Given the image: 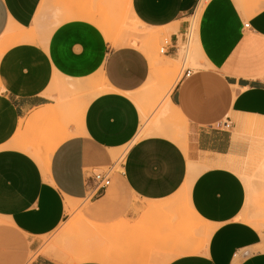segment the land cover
I'll use <instances>...</instances> for the list:
<instances>
[{"label": "crops", "instance_id": "crops-1", "mask_svg": "<svg viewBox=\"0 0 264 264\" xmlns=\"http://www.w3.org/2000/svg\"><path fill=\"white\" fill-rule=\"evenodd\" d=\"M131 15L168 35L169 58L195 22L199 67L168 96L181 141L142 128L150 61L113 28ZM10 27L37 40H12ZM6 38L0 264H64L30 253L76 212L95 244L91 260L72 264H264V229L241 176L264 162V0H0ZM82 83L93 93L78 109L61 96ZM114 160L97 194L88 176Z\"/></svg>", "mask_w": 264, "mask_h": 264}, {"label": "rangeland", "instance_id": "rangeland-1", "mask_svg": "<svg viewBox=\"0 0 264 264\" xmlns=\"http://www.w3.org/2000/svg\"><path fill=\"white\" fill-rule=\"evenodd\" d=\"M123 19L124 20L120 22L118 26L113 27L116 35H119L122 33H126L128 35L132 34L130 43H133L132 42V39H133L134 42L138 45V47L146 53V55L149 58V61L151 62L159 61L161 60V58L163 59L166 58L163 56L162 53H160V48L163 45L164 40L168 36L166 33H162V35H160V32L158 30H148L144 27H140L139 25L136 26L135 24L132 23L131 17H128V16H125ZM193 25H194L193 26L194 35L192 36L191 42L188 45V47L182 46L177 56L173 58L167 57L169 59L174 60V62H176L175 69L173 71H165L164 68H162L161 66H158V67H161L162 69L158 68L156 64L152 68V71H153L152 77L150 78L148 83L142 88V90H140V98H141V101L144 102L145 104V110H146V115H147L146 118L148 120L147 121L148 123H142L143 125L142 128L144 129V132H145V129H149L153 126V129L158 134L165 135V136L170 137L173 140L179 141V137H178L179 135L174 129V123L178 124V120L168 119L165 115L162 114V110L165 106V102H163V105H162V101L160 97V89L163 86V84L167 82L169 79L173 77H180L184 69L186 68L196 69L199 67L198 60L200 58L197 52L195 53L193 49L194 48L193 43H194V40L196 39V29H195L196 25H195L194 20H193ZM142 32L150 33L154 37L152 36L151 39L140 38L142 35H144V33L141 34ZM11 42L18 43L12 40ZM30 42H33V41H30ZM7 43H8V38L4 39V41L0 44V51H1L2 46H4ZM116 45H120V44L116 43ZM193 52L194 54H192ZM84 84L85 83H82L80 85L83 87ZM92 93L93 91L89 90L87 87H83L80 89L75 88L73 90L71 89L70 91L66 93H63L61 98L67 99L70 102L74 100L75 101L74 107L81 109L84 106V103L87 101V99H89V97L92 95ZM142 121L145 122L144 114H142ZM114 161H115L114 170H117L119 169V165L121 161L120 160L119 161L114 160ZM243 175L248 181L249 190H251L250 193L252 195V201H251L250 209L253 210L255 215L258 214V218L256 220L257 227L259 229H264V184H261V183H264V162L261 161V162L256 163L252 171H249V172L244 171L241 173V176ZM190 177L191 175H190V170H189V177L187 181H189ZM255 182L257 184H254ZM186 186L187 185L185 184L183 187L184 190ZM81 207H82L81 202L80 203L78 202V204L76 205L77 210L80 211ZM68 217H72V215ZM61 228H62V224L56 229V231L48 235L40 237V249L38 251L30 253V259L35 258L39 254V252L42 251L41 252L42 254L50 258L54 255V253H56L59 260H60V257H64V264H69L70 262L72 264L73 259H71L69 255L65 254L67 253L66 246L69 247L68 244L71 245L70 243L71 241L68 238L67 239L68 243L65 242L66 245L63 243L62 240L63 238H65L64 226H63V230ZM74 238L72 237V239ZM59 239L60 240L62 239L61 240L62 242L58 243ZM90 242H91V245L95 244V241H93L92 239L90 240ZM40 257L42 259H45L41 255Z\"/></svg>", "mask_w": 264, "mask_h": 264}, {"label": "bare ground", "instance_id": "bare-ground-1", "mask_svg": "<svg viewBox=\"0 0 264 264\" xmlns=\"http://www.w3.org/2000/svg\"><path fill=\"white\" fill-rule=\"evenodd\" d=\"M131 21L136 26L137 25H141L140 27H143L142 24H140L134 18V16H132V15H131ZM6 33H7V37L8 38H11L12 40H29V41H31L32 38H33V35H34V33H32L29 30L28 31L25 30V31L22 32V31H17L13 27L8 28L6 30ZM143 33H144V35H142V36L140 35L141 36V37L139 36L140 38H143V39L144 38L145 39H151L152 36H153L152 34L146 33V32H142L141 34H143ZM138 34H140V33H138ZM35 37L36 36L34 35V39L33 40H37V38L35 39ZM193 47H194L193 48L194 49V52L195 53L196 52L198 53L197 43H196L195 40H194V43H193ZM194 52L192 54H194ZM149 63H150V66H151V68H150L151 69L150 70V74L151 75L153 74L152 68L156 64H157V67L158 66H161L162 68H164L165 71H173L175 69V67H176V62H174V60L169 59L167 57L164 58V59L161 58V60H159V61H152V62L150 61ZM161 67H158V68H161ZM179 78L180 77H173V78L169 79L167 82H165L163 84V86L161 87V89H160V97L165 102V106H164V108L162 110V114L165 115L168 119L178 120V124H175L174 123V129L178 133L179 140L181 141L182 140V137L184 135L183 134L184 124H183V121L180 119L181 116L179 117L178 113L176 112V109L172 106V104H171V102L169 101V98H168L169 93L174 88V86L178 82ZM32 122H33V119L26 120V126L29 125V127H30V124ZM37 153H38V151H37ZM39 160H41V159H39ZM196 174H197L196 172L192 173V170L190 168V175H191V177H190V179H189V181L187 183V188L190 185V181L196 176ZM245 185L249 189V184H248V181L247 180H246ZM72 210L73 209L71 207L69 209V211H70L71 214H73ZM85 221H86L85 218H83L79 212H76L64 224V235H65V238H63V240L62 239L61 240L63 241L64 244H65V242L68 243V241H67L68 238L71 241L70 242L71 245L68 244L69 247L70 246L71 247L69 248L68 246H66V251H67L68 254L67 253H65V254L66 255H69V257H71V259H73L72 260L73 263H76V262H79V261H88V260H91V258H92L91 254H90L91 253V251H90V249H91V242H90V239L89 240L86 239V235H85ZM92 227H94V224L89 223V226L87 228H92ZM95 229H97V227ZM94 231H96V230H94ZM94 234H95V232H94ZM72 237L73 238L75 237V238L72 239ZM61 240L59 239L58 240V243L62 242ZM67 249H69V250H67ZM52 257L55 260H59V258H58V256H57L56 253H54V255Z\"/></svg>", "mask_w": 264, "mask_h": 264}, {"label": "built area", "instance_id": "built-area-1", "mask_svg": "<svg viewBox=\"0 0 264 264\" xmlns=\"http://www.w3.org/2000/svg\"><path fill=\"white\" fill-rule=\"evenodd\" d=\"M248 24H244V28H248ZM193 36V31L192 28L190 27L185 35H184V41H183V46L188 47V45L191 42ZM168 45V41H164L163 45L160 48V53H165L166 52V46ZM186 74H189V71H187ZM115 168V164H111L110 166L106 167L105 169H102L100 171L92 173L88 178L90 179L92 186L96 190L97 194L101 193L104 191V189L109 185L110 183V176L113 173Z\"/></svg>", "mask_w": 264, "mask_h": 264}]
</instances>
